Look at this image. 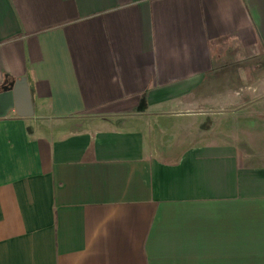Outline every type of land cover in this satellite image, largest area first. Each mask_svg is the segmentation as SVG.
I'll return each mask as SVG.
<instances>
[{"label": "crops", "instance_id": "1", "mask_svg": "<svg viewBox=\"0 0 264 264\" xmlns=\"http://www.w3.org/2000/svg\"><path fill=\"white\" fill-rule=\"evenodd\" d=\"M22 78L0 264H264V0H0Z\"/></svg>", "mask_w": 264, "mask_h": 264}, {"label": "water", "instance_id": "2", "mask_svg": "<svg viewBox=\"0 0 264 264\" xmlns=\"http://www.w3.org/2000/svg\"><path fill=\"white\" fill-rule=\"evenodd\" d=\"M23 84H24V79L22 78L15 81H9L0 88V117L5 116L8 110L15 105V104L12 105V101L14 99H15L14 102L17 103L16 97L21 96L22 92L25 98L27 97L26 92L22 89ZM31 114L32 111L30 110L28 113H24L20 115L28 116Z\"/></svg>", "mask_w": 264, "mask_h": 264}, {"label": "rangeland", "instance_id": "3", "mask_svg": "<svg viewBox=\"0 0 264 264\" xmlns=\"http://www.w3.org/2000/svg\"><path fill=\"white\" fill-rule=\"evenodd\" d=\"M161 135H164V134L162 133ZM159 140H160V142H162V141H163V139H161V138H160ZM151 151H152V150H151Z\"/></svg>", "mask_w": 264, "mask_h": 264}]
</instances>
